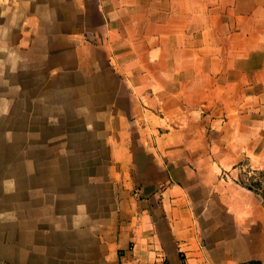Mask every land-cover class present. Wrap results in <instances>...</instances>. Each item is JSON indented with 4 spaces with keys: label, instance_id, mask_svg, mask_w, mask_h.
Here are the masks:
<instances>
[{
    "label": "crops",
    "instance_id": "0c3cea01",
    "mask_svg": "<svg viewBox=\"0 0 264 264\" xmlns=\"http://www.w3.org/2000/svg\"><path fill=\"white\" fill-rule=\"evenodd\" d=\"M2 51L108 154L9 177L0 264H264V0H0Z\"/></svg>",
    "mask_w": 264,
    "mask_h": 264
},
{
    "label": "rangeland",
    "instance_id": "374dc122",
    "mask_svg": "<svg viewBox=\"0 0 264 264\" xmlns=\"http://www.w3.org/2000/svg\"><path fill=\"white\" fill-rule=\"evenodd\" d=\"M7 54L0 52L4 56L0 60V210L3 213L7 209L6 195L14 181L9 177L32 172L28 179L31 185L52 184L54 171L86 169L88 164L81 156L108 154L100 146L107 132L95 129L102 127L103 121L95 115L99 122L95 121L94 130L85 128L94 116L85 114L80 99L71 97L70 83L56 82L49 67H36L33 61L18 74L22 60L7 59ZM98 165L95 161V169ZM251 170L248 167L243 170L244 182L260 185L262 174Z\"/></svg>",
    "mask_w": 264,
    "mask_h": 264
},
{
    "label": "trees",
    "instance_id": "16d2710c",
    "mask_svg": "<svg viewBox=\"0 0 264 264\" xmlns=\"http://www.w3.org/2000/svg\"><path fill=\"white\" fill-rule=\"evenodd\" d=\"M251 187V186H250Z\"/></svg>",
    "mask_w": 264,
    "mask_h": 264
}]
</instances>
